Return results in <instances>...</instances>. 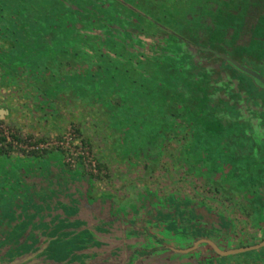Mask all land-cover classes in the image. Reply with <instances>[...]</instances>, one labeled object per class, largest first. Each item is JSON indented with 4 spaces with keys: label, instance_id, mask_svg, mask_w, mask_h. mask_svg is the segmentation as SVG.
<instances>
[{
    "label": "rangeland",
    "instance_id": "1",
    "mask_svg": "<svg viewBox=\"0 0 264 264\" xmlns=\"http://www.w3.org/2000/svg\"><path fill=\"white\" fill-rule=\"evenodd\" d=\"M70 1L74 4L71 8L58 0H22L18 11L27 10L28 14L22 17L21 22L18 20L19 27L14 28L15 31L0 29V106L8 109V113L0 117V125L20 138L30 136L45 140L59 138L69 129L73 130L76 137L91 145L101 164V173L90 178L81 164L73 169L67 167L62 161L63 151L54 146L38 150L37 154L22 148L4 147L7 150L0 152V242L9 241L13 225L18 231L23 227L30 229L33 224L47 225L50 217L34 220L44 209L58 208L61 216H67L64 207L68 206L70 210L76 208L77 211L81 209L78 200L81 199L80 185L84 182L94 189L93 195L103 192L104 199H109L110 212L105 213L117 228L116 235L121 238L114 243L124 242L123 251L116 255L121 264L127 263L126 254L134 246L158 248L129 264H264V245L227 255L212 253L208 243H201L187 253H169L159 248L161 244L155 236L161 237L163 243L176 247H187L197 239L191 232L182 233L179 228L176 231L168 226L170 220L164 219V216L171 217L173 197L180 203L184 198L193 199V205L203 201V206L196 205L198 209L205 211L204 207L210 206V215L221 211L232 220L235 224L232 233L229 230L225 234L211 236L224 248L259 241L264 237V224L241 211L242 197L235 189H214L212 182L218 179L214 172L210 173V177L201 175L204 169L203 172H206L211 168L208 160L232 161L234 149L224 141L219 143L212 138L205 142L200 125L196 129L202 134H193L191 130L195 127L188 123V119L167 114L168 108L178 115L183 109L164 106L167 94L163 92L172 89L169 84L174 74L169 72V62L160 60L153 65L160 52L151 54V47L148 46L154 42V37H150L153 33L151 29L147 31V26L142 24L139 35L143 43L140 41L132 45L119 28L105 27L104 35H109L106 42H115V46L100 43L101 21L94 20L95 24L87 22L86 33L58 31L65 17L64 11H84L83 3L92 0ZM105 1L112 4L111 9H104L99 2H93V5L87 6L94 7L89 17L95 19L98 11L101 17L114 20L117 11L126 17L139 10L143 19L161 18L165 24L169 19L179 24L176 19L184 17L186 11L192 12L188 5L193 2L168 0L163 4V0H116L115 5L114 0ZM43 9L49 16L43 15ZM10 12L3 10V17ZM14 13L19 15L17 11ZM59 16L61 20L57 19ZM124 17L122 21L127 22ZM230 18L233 19V16ZM118 20L120 23L121 19ZM64 22L65 27L71 26L69 20ZM111 34L115 35L114 39H111ZM24 37L27 39L23 41ZM255 44L260 46L258 41L252 42L245 46V50L252 48L255 53L251 54L249 50L251 58L264 59V48L260 50ZM99 51L106 54L99 55ZM143 53L151 55L145 60L137 59L143 57ZM254 63V66L260 65ZM259 67L264 70V65ZM157 78L160 82L156 81ZM248 88L252 89L251 86ZM218 95L227 97L222 92ZM176 96L172 95L173 98ZM254 96L263 97L264 86ZM244 105V102L239 104L243 117L252 118ZM248 105L252 107V103ZM229 114L233 115L231 111ZM222 115L228 118L227 113ZM191 121L193 123L194 118ZM170 126L175 127V131L169 130ZM46 128L48 130L44 131ZM256 128L264 132L261 126L256 125ZM210 144L219 147L208 149ZM190 146L192 148L188 150ZM198 158L202 159L198 161ZM204 160L209 166L202 165ZM33 170L39 173L42 180L40 189L35 185L31 187L29 183L32 180L19 174L21 171L30 175ZM64 177L75 185L76 191L72 190V194L65 193L69 180ZM16 187H21L24 192L20 195ZM62 190L67 197H56V192L61 193ZM30 192L36 196L30 199ZM230 193H235L236 197L228 200L226 194ZM64 198L66 203L61 201ZM88 204L91 209L95 208V202L88 200ZM74 218L75 215H70V219ZM85 219L88 217L85 216ZM179 221L178 224H183L181 219ZM132 222L144 229L141 228L139 234L127 233L133 226ZM80 223L83 227L90 226L86 221Z\"/></svg>",
    "mask_w": 264,
    "mask_h": 264
},
{
    "label": "trees",
    "instance_id": "2",
    "mask_svg": "<svg viewBox=\"0 0 264 264\" xmlns=\"http://www.w3.org/2000/svg\"><path fill=\"white\" fill-rule=\"evenodd\" d=\"M21 4L22 0H0V29L15 31L16 27H19L17 25L18 20L21 22L22 17L28 14L27 10L22 12L18 11L20 10L19 7ZM3 10L11 12L7 17H3ZM15 11H17L19 15H16L14 13ZM97 14H99L98 11ZM43 15L49 16L45 9H43ZM115 26L116 25H109L107 27L112 29L115 28ZM125 30L127 33L126 35H128V29ZM171 36L174 35L171 34ZM25 37L22 38L23 41L27 39ZM183 44L186 48L189 45L185 41H183ZM206 52L208 54L204 59H197V61H193L189 55L188 63L193 62L196 67L184 64L182 61H180V64H177L182 66L183 74L192 75L194 77L192 82L183 83L186 84L184 88L188 89V92H184L183 95L176 91L175 81L171 80L169 85L173 87L171 90H168V92L173 91V93H178L181 96V99L177 100L182 103L181 108L183 109L180 115L176 114L175 111L173 114L175 117H181L185 120L188 119V123L195 127L192 129V133H203V140L205 142H209V139L212 138L215 142L219 141L220 143L224 141L231 149H234V152H232L233 160L224 162L230 169L227 170L226 174L220 175V179H216V181L212 182L214 189H235V191L239 193L238 195L242 197L240 201L242 206L241 211L246 216L253 215L257 221H261L264 224V135H262L264 132L256 128V125H259L264 129V96L261 98L254 96L260 87L254 83L250 75L245 72H239V69L233 65H230L227 69L231 77L232 75L236 77V83L231 84L230 81L232 80L229 77L220 81L222 76L221 71H223V67L226 64L224 58L217 57L212 52ZM177 53L178 51L173 52V55L169 53L163 54L166 56L162 61L170 63L168 69L171 65L178 67L175 64L179 58L175 55ZM156 60H159V57L156 58ZM204 60L219 62L216 66L212 67L204 65ZM248 86H251L252 89L250 90ZM240 90L245 93L243 97H239V95H241ZM217 91H224L227 97L219 96ZM168 95L169 94H167V96ZM172 95L170 97H172ZM180 96H178V98H180ZM241 102L245 103V111H249L250 114H252V118L243 117L244 112L239 106ZM172 103L173 107H176L177 104H175V100ZM250 103H252V107L248 105ZM230 111L233 113V115L231 114L232 116L229 114ZM219 112H221V114ZM224 113H227V119L223 117L222 114ZM192 118H194L193 123L191 121ZM199 125L203 128L202 133L196 129V126ZM206 132L207 134H205ZM0 139H3V137H0ZM211 146L212 144H210L208 149H210ZM218 147L219 146L216 148ZM8 148H10V146ZM5 150L7 149L0 147V152ZM30 152L37 154L38 150H31ZM211 161L209 164L211 168L206 171L207 174H209V171L215 170L217 166L222 163L220 160L217 162L214 160ZM202 165H204V163ZM235 197V193L226 194L228 200ZM177 200L179 201V199ZM182 202L180 203L179 201L180 205L177 202L175 206L176 209L168 213H170V215L174 214V212L180 214V219L183 221V225H181V231L183 233L186 231L191 232L195 236L211 237L225 234L229 230L230 233L233 232L235 224L221 211H216L215 214L210 215V206L204 205L205 211L196 207V205L203 206V201L193 205V199L184 198ZM235 202L239 203L237 199H235ZM64 210L67 212V216H61L62 212L61 210H57V208L44 209L42 214H37L34 219L35 221L37 219L44 220V218L50 217L47 225L33 224L34 226L30 229L23 227L20 228V231H18L16 227H13V229H11L13 231L10 232L12 234L8 238L9 241L0 242V251H2L1 256L5 258L3 261L11 262L21 253L33 252L34 254L39 253L38 255L40 258H48V260H43L38 264H95L92 262L94 257L100 260V264H106L107 256L99 257V251L97 250L99 246L105 244V241L99 238V233L106 232V230L102 229V231L97 228V226L91 224H89V227H83L80 225V222H84V219L82 221V218L77 216L78 211L76 208L70 210L67 206L66 209L64 207ZM70 215H75L76 218L70 219ZM41 242L45 243L43 248L40 247ZM164 246L166 247V245ZM116 248L119 254L121 248H119V246ZM133 248L132 250L135 251V255L131 261L139 260L155 250V247L151 246L145 250L141 249L140 246H134ZM165 250L169 253H175L172 249L167 248Z\"/></svg>",
    "mask_w": 264,
    "mask_h": 264
},
{
    "label": "flooded vegetation",
    "instance_id": "3",
    "mask_svg": "<svg viewBox=\"0 0 264 264\" xmlns=\"http://www.w3.org/2000/svg\"><path fill=\"white\" fill-rule=\"evenodd\" d=\"M58 1H62L63 3L68 4L70 6V8L74 6V4H72V1H70V0H68V1L67 0H58ZM137 1L139 2L140 0H137ZM144 1H146V0H144ZM153 1H155V0H148V2H153ZM167 1L168 0H163V4ZM179 1L180 0H178V2ZM93 2H99L100 7H103L104 9L105 8H107L108 10L111 9L112 4L108 1H105V0L104 1L92 0L89 3L84 2L83 6H82V9L84 8V11H82V10L73 11L71 9H68L66 12L65 11L63 12V14L65 15V17H63V19L61 18V16L57 17V19H60V20L62 19V23L60 24L61 27L58 29V31L61 30V32H64V31L72 30L73 33H82V31L84 33H86L87 28L85 27V24L87 22H93L95 24L96 22H94V20L95 21L97 20L98 22L101 21L100 22L101 34H99V38L103 42L100 41V43H102L103 45H106V46H109V45L115 46L116 45L115 42H112V41L106 42V39L109 37V35H108V33L106 35H104L105 32L103 31V29H105V26H106V28H108L107 26H109V25L110 26L116 25V27L121 28L119 30H121V32L124 34V36H125L124 38H126V40L130 39V41L132 42V45H134V44L140 43V41L143 43V41L139 35V32L141 31L140 26L142 24H144L145 27L147 26V28H146L147 31H149L151 29V32H153L152 34H150V37L152 39L154 37V42L150 43L148 45L149 47H151V50H150L151 54H155L157 52H160V55L157 54L159 56V60H155L153 62V65H157L160 60L162 61V59L166 56V55L163 56V54H167V53L172 54L173 52L178 51V53L175 54L177 57H179L177 59L178 61L175 62L176 65L178 63L180 64V61H182L184 64H188L189 66H195V64L193 62L188 63L189 55L193 61H197V59H204V57L208 54L206 51H208V52H212L217 57L224 58V62L226 64L223 67V71H221L222 76L220 78V81H222V79H224V78L227 79V77H229L232 80V81H230L231 84L236 83V81H237L236 77H234L233 75L231 77L230 72L227 69L228 67H230V65L235 66L233 64V62L231 61V59L233 61L238 62V63L246 64L247 66H249L253 69H256V70L260 69L258 71L260 72L261 76L264 78V76H263L264 70H262V67H259L260 65H264V59H262V57H256L254 59L251 58V56H249V55L255 53L252 48L249 49L251 51V54H250L249 50H247V51L245 50L246 49L245 46L251 44L252 42H256V41H258V43L260 44V46L255 44V46H257V48H260V50L264 48V0H193V2L192 3L190 2V4L188 5V7L190 9H192V12H190V11L184 12L183 13L184 17H182V16L180 17L183 20L180 18H177L176 21L178 20L180 22L179 24H174L169 19L167 20L168 24L163 23L161 18L157 19V18L153 17L151 19L150 18L143 19L142 11H139V10H136V11H138L136 14H135V12H132L131 14H129L126 17L121 15V12L117 11V12H115V14L117 15L116 19H114L115 22H114L113 18H104V17H101L99 14H97L95 16V19H94V17H89V15L92 14V12L94 11V7H87L88 5L91 6ZM116 2L117 1L114 0L113 4L116 5ZM122 2H124V1H122ZM124 3L128 7L133 8L131 4H129L127 2H124ZM119 6L122 7L121 5H119ZM135 15L137 17H134ZM231 16H233V19L230 18ZM122 17L128 19V21L127 22L122 21ZM118 18L121 19L120 23H119ZM66 20L70 21V23H71L70 27L69 26L65 27L66 23L64 21H66ZM83 22H84V24H82ZM83 27H85V28H83ZM23 29H25V28H23ZM125 29H128V32H129L128 35H126ZM171 34L174 36H171ZM113 36H115V35L111 34V36H110L111 39H114ZM183 41H185L189 44L187 48L183 44ZM127 44H128V42H127ZM128 45H130V44H128ZM99 53H100L99 55L106 54V53H104V51H99ZM132 54L134 55V52H132ZM151 54H144L143 53L142 54L143 57H140L142 59H140V58H137V59L145 60ZM184 54L187 56H185ZM245 54L248 55L249 57L246 56ZM228 58H231V59L229 60ZM203 62H204V65H206V66L214 67V66H216V64L219 61L204 60ZM254 62L259 63L260 65L259 66L258 65H256V66L252 65V64H255ZM151 63H152V61H151ZM177 66L178 67H176L175 65H171L169 68V72H171L170 74H174L173 80L175 81V84H176L175 85L176 91L180 92L183 95L184 92H188L187 91L188 89L184 88V85H186V84H183V83L192 82L194 76L183 74L182 66H179V65H177ZM237 69H239V68H237ZM240 71L244 72L243 70L239 69V72ZM246 74H248V73H246ZM248 75H250V74H248ZM250 76H251V79L254 81V83L258 85V87L262 88L264 86V85H262V86L259 85L256 82V79L252 75H250ZM159 80L160 79H158V78L156 79V81H159ZM220 92L225 93L224 91H217V94H219ZM163 93L169 94V97L167 95H165V97H164V100H165L164 106L166 108H167V106L170 107V105L173 106L172 102L174 100H175V104H177L176 106H178V108H181L182 103L177 100L178 96H180L178 93H175V92L173 93V91L168 92L167 89ZM240 93H241V95H239V97H243V95H245V93L242 90H240ZM172 94L177 95V96L174 97V99H173V97H170ZM169 109L170 108L167 109L168 111L166 110L167 114H169V116L172 115L174 117L175 116L173 114L174 110H171V109L169 110ZM169 130L175 131V127L170 126ZM191 133H192V130H191ZM87 144L91 147V145L89 143H87ZM193 147H195V145ZM191 148L192 147L190 146L188 148V150ZM91 149H92V147H91ZM185 151H187V149H185ZM95 156H96V154H95ZM200 159H202V158H198L197 160L199 161ZM96 160H97V164H98V171L97 172H92V171L86 169L85 167H83L81 165L82 170L84 172H86L90 178H93L94 175L96 176V175H99L101 173V171H100L101 170L100 169L101 164L99 163L97 157H96ZM62 161L69 168L73 169V168L77 167V165L75 167H71L65 161L64 154H63V160ZM194 161H195V163H198V161H196V160H194ZM210 161L208 160V164H210L209 163ZM208 164H207V161L204 160V165L208 166ZM221 168H224V169L219 171V169H221ZM228 169H229V166L227 164H225L224 162H222L220 165L217 166V168L215 170L209 171V174L202 171L201 175H205L206 177H210V173L214 172V174H216V175H214V176H216L215 178L220 179L219 173L221 175L226 174ZM216 170H218V172ZM217 174H218V176H217ZM65 178L67 180H69L68 181L69 186L66 187L67 190L65 193L67 195L72 194V190L76 191L75 185L73 182L70 181L69 178L64 177L63 179H65ZM80 186H81V189H80L81 190V196H80L81 199L78 200V203L80 201L81 209L78 210L77 216H80V218L84 219V221H86L88 224H91L93 226H97V228H99L101 230L102 229L106 230V232L104 231V232L99 233V238H101L105 241L104 245L99 246L97 248V250L99 251V257L107 256L106 264H120L121 263L120 260L119 259L117 260V258H116V255H118L117 254L118 249L116 247L119 246V248H121L119 250V253H121L123 251L122 246L124 245V242L114 243L115 240L121 239V238L118 235H116V234H118L117 228L114 226L113 222L108 219L109 215L108 214L106 215V213H105V212H107V213L110 212L109 211L110 210L109 201H108L109 199L107 197H106V199H104L103 196H105L104 195L105 193H103V192L100 193V195H98V194L96 196L93 195L92 192L94 189L92 187L90 188L89 183L83 182ZM65 193H64V190H62L61 193L56 192V195H57L56 197L61 196V195H64V197H67V196H65ZM87 199L92 203L95 202V206H94L95 208L94 209H91V207L89 205L90 203L88 204ZM36 200H37V198H36ZM61 201L66 203L65 198L61 199ZM177 202L179 203L177 198L173 197V201L170 203L172 205V208L170 210L173 209L172 211H174L176 209L175 206H176ZM172 203H174V204H172ZM97 204H100V206L99 205L96 206ZM97 207L100 209H98ZM57 210H59V209L57 208ZM89 213L91 215L93 214V216H91ZM85 216H87L88 219H85ZM158 219L159 218L157 217V220ZM164 219L170 220V221H168V226L170 228H173L176 231L179 228L180 232H182L180 225H183V224H181V223L178 224L180 222L179 221L180 220V214L178 212H174V214H172L170 218H168L167 214H166L164 216ZM132 224H133L132 228L127 233L135 232L136 234H139V230L141 228L144 229V227L142 225H135L134 222H132L131 225ZM184 233H187V232L185 231ZM195 237L199 238L200 236L196 235ZM155 238L161 244L159 247L161 249H164V250L167 248L171 249V246H173V245H170L167 243H163L164 240L159 236H155ZM263 238L264 237H262L261 239H263ZM40 244H41V246H40L41 248H43L45 246L44 242H41ZM164 245H166L167 248ZM153 247H155V246H153ZM174 247H176V246H174ZM177 247H179V246H177ZM140 248L145 250L147 248H150V246H144V247L140 246ZM157 248H158V246L155 247V249H157ZM132 249H134V248H131L128 250V253L126 254V257L128 259H125V261L127 263H124V264H129L131 259H133L134 255H135V251H133ZM211 252L214 254H217L215 251H213V249H211ZM1 253H2V251H0V264H23V263H25V264H38V263L42 262L43 260H48V258H46V257L40 258L38 255L39 253L34 254L33 252H26V253H23V254L21 253V254L17 255L11 262H5V261H3V260H5V258H4V256H1ZM179 254H181V253H179ZM135 259H137V258H135ZM92 262L95 264H97V263L100 264V260H98L97 257H94Z\"/></svg>",
    "mask_w": 264,
    "mask_h": 264
},
{
    "label": "built area",
    "instance_id": "4",
    "mask_svg": "<svg viewBox=\"0 0 264 264\" xmlns=\"http://www.w3.org/2000/svg\"><path fill=\"white\" fill-rule=\"evenodd\" d=\"M73 130H68L59 138L45 140L33 138L30 136L20 138L13 131L0 125V147L22 148L26 151L43 150L52 146L63 151L65 161L75 167L81 164L86 169L97 172L98 164L96 156L91 147L80 137L75 136Z\"/></svg>",
    "mask_w": 264,
    "mask_h": 264
},
{
    "label": "water",
    "instance_id": "5",
    "mask_svg": "<svg viewBox=\"0 0 264 264\" xmlns=\"http://www.w3.org/2000/svg\"><path fill=\"white\" fill-rule=\"evenodd\" d=\"M228 59L230 60L231 58H228ZM231 61L233 62V64L237 68H239V69L243 70L244 72L252 75L256 79V82L259 85H261V86L264 85V78L261 76V74L258 70L253 69V68L247 66L246 64H241V63H238L236 61H233L232 59H231ZM7 112H8L7 108L0 106V117H2L4 115V113H7ZM201 243H208L211 246V249H213V251H215L218 255H227V254H231V253H235V252L244 251L247 249L258 248V247L264 245V238L261 239L260 241L255 242V243H250L247 245L230 246V247L224 248V247H221L213 238L202 236V237H199L196 240H194V242L187 247L171 246V249L175 252L186 253V252H189V251L196 249L198 247V245Z\"/></svg>",
    "mask_w": 264,
    "mask_h": 264
},
{
    "label": "crops",
    "instance_id": "6",
    "mask_svg": "<svg viewBox=\"0 0 264 264\" xmlns=\"http://www.w3.org/2000/svg\"><path fill=\"white\" fill-rule=\"evenodd\" d=\"M48 129L46 128L44 131H47ZM35 131H38V129H35ZM11 157V156H10ZM15 157V159L17 158V156H14ZM34 158L35 157H40V156H33ZM12 158V157H11ZM19 174H20V176H21V174L24 176V177H26V178H28L29 180H32V182L31 183H29V184H31V187L33 186V185H35V187H37V189H40V186L42 185L41 183H42V180H41V178L38 176V172L37 171H35V170H33L32 172H31V174L30 175H27V174H23V173H21V171H19ZM22 187V186H21ZM21 187H16L15 188V190L18 192V193H20V192H24L23 191V189L21 188ZM30 187V188H31ZM22 193H20V195H21ZM28 196L30 197V199L31 198H33V196H36V194L35 193H32V192H30V193H28ZM34 200V199H33ZM14 227L16 226V225H13ZM12 226V227H13ZM0 227H1V225H0ZM6 227V226H5ZM209 252V251H208Z\"/></svg>",
    "mask_w": 264,
    "mask_h": 264
}]
</instances>
